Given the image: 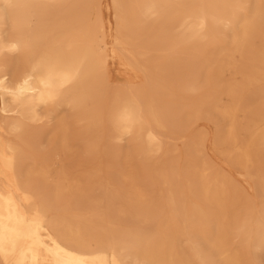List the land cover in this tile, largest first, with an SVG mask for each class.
<instances>
[{
    "label": "bare ground",
    "instance_id": "6f19581e",
    "mask_svg": "<svg viewBox=\"0 0 264 264\" xmlns=\"http://www.w3.org/2000/svg\"><path fill=\"white\" fill-rule=\"evenodd\" d=\"M93 3L0 0V264H264V202L211 170L206 134L173 148L161 139L227 119L218 143L264 196V106L249 95L264 93V0H113V51L146 80L128 91L110 84ZM184 47L186 68L159 62ZM85 182L112 186L108 201Z\"/></svg>",
    "mask_w": 264,
    "mask_h": 264
},
{
    "label": "rangeland",
    "instance_id": "374dc122",
    "mask_svg": "<svg viewBox=\"0 0 264 264\" xmlns=\"http://www.w3.org/2000/svg\"><path fill=\"white\" fill-rule=\"evenodd\" d=\"M96 4V9L100 11V14L106 24V36L108 41V50L110 53L109 57V65H108V74L110 79V84L112 87H120L121 90L128 91L134 87L142 88L146 85V80L143 72L140 69L128 66L126 61L124 60L121 54L114 53L113 49L115 48V40L117 38V22L115 17V9L113 0H94ZM93 11V9H92ZM228 42V41H227ZM226 44V43H225ZM229 47V44H226ZM171 51H175V49H171L170 45L163 46L164 53H170ZM112 52V53H111ZM162 54V52H161ZM160 55V54H158ZM239 56H237V59ZM239 65L241 66L242 70L246 72L252 71V61L251 60H239ZM159 62L164 63L165 67L178 69L181 67V64L184 68H186L187 62V50L186 47L179 49L178 52L174 55L171 54V58H163L160 59ZM195 66V64L193 63ZM225 78L231 79L233 77L232 72L226 71ZM260 86L264 89V81L259 83ZM252 97V107L256 109L257 107L264 106V93L260 96L249 94ZM164 102L168 104H174L175 106H184L185 101L182 96H166L163 95L160 97ZM248 98V97H247ZM230 98L226 96L219 102L220 106L224 104L230 103ZM213 121L202 120L198 123H195L193 127H190L188 131V136L186 138H181L174 134L175 130L169 129V131L165 130L161 133V139L165 143L166 146L173 148L175 146H184L187 141L193 140L196 138L198 133L206 134V139L208 144L204 148V157H206L212 164L211 170L213 172H219L221 175H225L234 186H236L241 194L240 199L242 200H251L256 204V206H260L264 202V196L262 195V190L257 187L254 189V185L259 183L258 178L255 176H251L244 171L243 168L239 167L238 165L232 164L229 159L227 152H225L226 145L223 143H218V130H226L228 126V120L221 118L220 116L214 115ZM167 131V132H166ZM181 132V129L177 130ZM109 135V129L106 130V137ZM245 133L241 134V137H244ZM122 147V154H125L127 151L132 150V143L129 142V139H125L119 143ZM227 151V150H226ZM158 158V157H156ZM183 161L180 160V169L183 167ZM144 175V173H142ZM153 178H157L158 175L154 170L150 173ZM114 177H117L119 180L123 181L121 174H119L118 170H113ZM255 175L257 173L255 172ZM145 176V175H144ZM224 176L226 182L228 181L227 178ZM143 179L144 177L141 176ZM110 184L113 186H118L116 182L109 181ZM186 185V182H184ZM228 185V184H227ZM84 187L86 188L85 195L92 198L97 199H104L108 201L110 196V191H112V186L107 185V190L104 191L99 186H94L93 184L84 183ZM119 187V186H118ZM161 189L156 192L158 194L162 191L164 194L166 193V189L164 186L160 187ZM115 189V188H113ZM120 195H126L124 191H119ZM122 207L120 203L117 201L116 204L113 206V212L116 215H119L122 212ZM120 216H116V219H119ZM117 221V220H116ZM104 226V225H101ZM232 247L233 251H236L239 248V239L235 238L232 239ZM252 252V251H251Z\"/></svg>",
    "mask_w": 264,
    "mask_h": 264
}]
</instances>
